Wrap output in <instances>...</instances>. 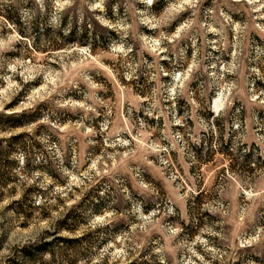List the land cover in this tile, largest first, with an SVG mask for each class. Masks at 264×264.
<instances>
[{
	"label": "rangeland",
	"instance_id": "1",
	"mask_svg": "<svg viewBox=\"0 0 264 264\" xmlns=\"http://www.w3.org/2000/svg\"><path fill=\"white\" fill-rule=\"evenodd\" d=\"M253 7L0 0V210L24 235L54 214L64 233L43 240L45 228L25 256L86 236L46 250L74 264H264V147L242 139L264 136ZM69 214L75 234L58 226Z\"/></svg>",
	"mask_w": 264,
	"mask_h": 264
},
{
	"label": "clouds",
	"instance_id": "2",
	"mask_svg": "<svg viewBox=\"0 0 264 264\" xmlns=\"http://www.w3.org/2000/svg\"><path fill=\"white\" fill-rule=\"evenodd\" d=\"M248 2L254 6L252 11L264 9V0H248ZM262 17H264V13H262ZM252 71L258 73L259 69L254 68ZM217 116H220L221 119L224 120L225 125H227V121L231 119V117L228 115V112L226 111L222 113L218 112ZM201 127L204 131H207L210 134L215 133L216 135H219L214 122L201 125ZM240 127L241 124L237 120L235 123V128L239 129ZM237 139L240 140L241 138L238 137ZM242 139L248 142L251 140H256L259 144H261L262 147H264V136H257L256 133L251 130L250 126L248 129V135L244 136ZM20 159L23 161V157ZM36 203L48 205L54 204L55 201H42L37 199ZM55 220L56 217L54 214L52 219L45 220L42 224L37 222L34 235H24L16 227L14 219L12 218V213H4L2 210H0V236H5V234H7L5 239H0V264H27L29 258L22 253L21 249L23 248L24 244L29 243V241L36 242L37 237L44 232L45 228L48 229V232L43 234V240L50 241L54 240L56 236L64 235L62 231L58 230ZM14 228L16 229L15 231H13ZM57 244H59V242H57ZM53 247L55 248L56 246ZM157 251H160V249H157ZM9 257H14L15 259L10 261ZM76 260L77 257L74 256L73 253L68 249H57L55 254L49 250H44L43 260L39 261V264H74ZM79 264H83V261H80Z\"/></svg>",
	"mask_w": 264,
	"mask_h": 264
},
{
	"label": "trees",
	"instance_id": "3",
	"mask_svg": "<svg viewBox=\"0 0 264 264\" xmlns=\"http://www.w3.org/2000/svg\"><path fill=\"white\" fill-rule=\"evenodd\" d=\"M70 38L72 37V33L70 34ZM44 205L38 204V208L42 209ZM77 224H78V217H75L73 214H69L64 221L59 223V228L64 229V231H67L70 234H75L77 230ZM87 240L86 236L76 237V238H63L59 237L54 242L50 243H42L36 247H27L25 248V254L27 253V256L31 257V253L28 251L29 249H36L37 251H43L46 250L49 246L53 247V243L55 242H62L64 244L70 245V246H80L82 243H84Z\"/></svg>",
	"mask_w": 264,
	"mask_h": 264
},
{
	"label": "bare ground",
	"instance_id": "4",
	"mask_svg": "<svg viewBox=\"0 0 264 264\" xmlns=\"http://www.w3.org/2000/svg\"><path fill=\"white\" fill-rule=\"evenodd\" d=\"M221 106H222V102H221V100L216 99V100H215V103H214V108H215L216 110H219V109L221 108Z\"/></svg>",
	"mask_w": 264,
	"mask_h": 264
}]
</instances>
